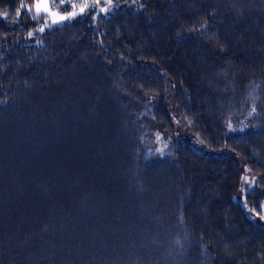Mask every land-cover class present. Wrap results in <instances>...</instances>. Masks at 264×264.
I'll return each instance as SVG.
<instances>
[{
    "label": "trees",
    "instance_id": "trees-1",
    "mask_svg": "<svg viewBox=\"0 0 264 264\" xmlns=\"http://www.w3.org/2000/svg\"><path fill=\"white\" fill-rule=\"evenodd\" d=\"M34 2L0 0V264H264V0Z\"/></svg>",
    "mask_w": 264,
    "mask_h": 264
},
{
    "label": "snow or ice",
    "instance_id": "snow-or-ice-1",
    "mask_svg": "<svg viewBox=\"0 0 264 264\" xmlns=\"http://www.w3.org/2000/svg\"><path fill=\"white\" fill-rule=\"evenodd\" d=\"M60 3L63 4L64 0H60ZM92 4L96 5L99 8V12L101 13H107L109 9L113 6V0H104L105 6H100L101 5V0H92ZM56 5L54 3H50V0H35L33 7L27 8V11L31 13L35 11V17L34 18H39L41 14H46L48 18L51 19V24L52 25H57L61 24L62 22L65 21H71L74 19L78 14L82 15L84 14L85 10L90 7L89 0H84L83 3L77 5V4H71L72 11L66 12V14L61 15L56 11H53V8H55ZM77 8L79 9V12H77ZM25 9V5L21 4L20 9H17L16 11V17H20L22 12L21 10ZM0 16L7 18L8 14L5 13H0ZM50 27L48 24L47 20L45 21L44 26L40 27L38 29L39 32H44L45 28ZM29 36H32V33H29ZM255 111V108H253V112ZM234 129L232 128V125L229 124V131H233ZM242 130V129H241ZM159 139V137H157ZM245 182L248 183V178H244ZM254 183V181H253ZM244 191V196L241 197L240 199L242 202L246 201V198L248 195H250L253 191L252 188L243 190ZM264 211V209H262ZM260 218L264 220V215H261Z\"/></svg>",
    "mask_w": 264,
    "mask_h": 264
},
{
    "label": "rangeland",
    "instance_id": "rangeland-1",
    "mask_svg": "<svg viewBox=\"0 0 264 264\" xmlns=\"http://www.w3.org/2000/svg\"><path fill=\"white\" fill-rule=\"evenodd\" d=\"M65 1H69V0H65ZM50 3L59 4L60 0H50ZM53 11H56L59 14L64 15V14H66V12L72 11V8H70L68 10H58L57 8H53ZM77 12H79L78 8H77ZM47 22H48V24H51V19L48 17H47ZM171 98H172L171 93H168L165 97V100H166V109H167L168 114L170 115V117L172 118V121H173V127H174V136L173 137H178L179 139L183 140L186 144L190 145L194 150H196L200 153L209 154V155L213 154L211 152L205 151L201 146H199L197 143H195V141L191 138L188 131L182 127L181 123L178 121L175 109L173 108ZM173 137L170 136V137H168V139L171 140V139H173ZM218 154L229 155L228 152H221ZM237 162H238V165L240 166V170L243 174L241 189H248L252 184L250 174L247 172L244 165L242 164V162L239 159H237ZM245 177L248 178V183L245 182V180H244ZM257 222L263 223V222H260V220H258V219H257Z\"/></svg>",
    "mask_w": 264,
    "mask_h": 264
}]
</instances>
